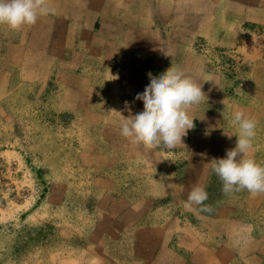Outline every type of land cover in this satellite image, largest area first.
I'll return each mask as SVG.
<instances>
[{
    "label": "crops",
    "instance_id": "0c3cea01",
    "mask_svg": "<svg viewBox=\"0 0 264 264\" xmlns=\"http://www.w3.org/2000/svg\"><path fill=\"white\" fill-rule=\"evenodd\" d=\"M45 5L47 15L20 28L28 31V83L50 85L62 113L84 112L89 123L111 124L110 116L96 110L107 107L113 93L112 108L127 117L128 102L134 115L143 108L134 98L149 83L148 74L170 66L200 84L205 95L189 109L194 127L182 144H141L144 186L135 197L117 195L112 181L96 182L106 206L104 235L94 243L108 238L118 247L105 255L97 244L89 247V264H264V193L225 194L210 162L235 147L233 114L242 110L257 122L245 158L264 166V0H45ZM101 134L114 145L106 130ZM136 151L128 149L129 156ZM178 161L187 168L182 185L171 177ZM161 166L167 174L155 179ZM197 185L208 193L209 212L202 205L185 207ZM77 262L65 258V264Z\"/></svg>",
    "mask_w": 264,
    "mask_h": 264
},
{
    "label": "rangeland",
    "instance_id": "374dc122",
    "mask_svg": "<svg viewBox=\"0 0 264 264\" xmlns=\"http://www.w3.org/2000/svg\"><path fill=\"white\" fill-rule=\"evenodd\" d=\"M28 58V31L0 25V264H89V247L101 255L118 247L108 238L94 243L104 235L106 206L95 184L109 180L117 195L135 197L145 151L120 137L125 112L112 108L113 93L96 110L111 124L64 114L50 85L28 83ZM105 130L113 146L101 138ZM163 168L155 179L163 180ZM186 170L178 161L171 177L182 185Z\"/></svg>",
    "mask_w": 264,
    "mask_h": 264
},
{
    "label": "clouds",
    "instance_id": "9594fccd",
    "mask_svg": "<svg viewBox=\"0 0 264 264\" xmlns=\"http://www.w3.org/2000/svg\"><path fill=\"white\" fill-rule=\"evenodd\" d=\"M49 13L45 0H0V25L16 30L34 25ZM149 83L135 100L143 102V108L131 114V107L125 102L127 117L121 115L120 133L132 143L149 146L164 144L169 148L182 144V138L194 127L189 109L204 98L201 85L186 76L182 70L170 66L158 75L148 74ZM233 123L238 125L236 145L226 150L223 158H214L212 171L222 181L225 194L246 189L250 194L264 193V166L253 158H245L256 135L257 122L244 111L233 114ZM231 137V136H229ZM208 193L202 186H194L188 194L185 207L202 205L201 211L211 208L204 205Z\"/></svg>",
    "mask_w": 264,
    "mask_h": 264
}]
</instances>
